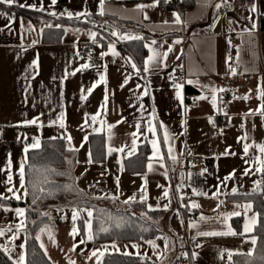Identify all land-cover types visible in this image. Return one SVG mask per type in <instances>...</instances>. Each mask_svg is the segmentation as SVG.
I'll list each match as a JSON object with an SVG mask.
<instances>
[{
	"label": "crops",
	"instance_id": "0c3cea01",
	"mask_svg": "<svg viewBox=\"0 0 264 264\" xmlns=\"http://www.w3.org/2000/svg\"><path fill=\"white\" fill-rule=\"evenodd\" d=\"M151 2L152 0H108V7L119 12L120 15L106 14L103 17L95 15L98 0H65L64 2L58 0L54 8L49 7L51 0H43L45 12L0 5V13L4 14L0 15V29H2L0 31V168L6 166L8 154L11 153L13 170L15 171L19 161L24 156V144L31 143L32 137H39L41 142L52 137H61L65 130L61 129L58 124H51V121L55 120L61 111H64L67 132L73 137V145L79 149L78 152H74L78 161L75 169L77 187L82 189L88 197L101 196L104 193L115 195L117 193L115 177L119 176L121 193L119 200L115 202L111 199L100 200L109 201L120 210H128L130 205H125L122 201L131 197L134 193L138 194L143 182L142 177L147 169L145 166V170L141 173H127L124 169L121 173L117 159H121L124 166V161L127 158H123V154L118 153L107 155V146L110 144L111 146L120 147L127 144L130 148L132 141L130 133L136 131L135 125L139 122L144 134H138L137 145L139 147L146 144L149 148V156L151 146L144 139V135H148L149 139L152 138L146 132V128L147 121L151 119L152 110L155 109L157 119L153 123L156 125L163 123L172 134L178 136L175 141L177 152L181 148H186L190 149L193 155L188 156L185 154L175 165L171 161H167L169 168L175 169L169 171L170 179H165L161 175L163 169L159 168L147 174L149 204L155 206L156 198L162 194L163 189L158 188V184L171 187L172 203L170 210L164 212L165 214L155 222L160 230V233L154 238L158 245L157 254L154 255L149 245L141 240L115 241L121 252L109 249V253L106 255L120 254L125 245L135 242L140 244L141 256L146 253L145 259L149 261L141 264H174V257L182 255L186 251L190 252L189 264H228L226 251L223 259H221V251L238 250L247 253L253 247L250 237L254 236V230L248 237H197L193 241L191 237L195 235V230H188L187 224L190 220L196 219L191 218L190 212L180 207V205L181 203L187 204L190 201H195L201 205V208L193 210L199 216L203 214L206 217H215L218 213L213 212L212 209L216 208L218 201L203 196H194L192 188L207 191L211 196L216 191L214 186L219 184L234 169L236 170L235 178L228 181L226 187L221 185L222 192H230L231 188L237 187L240 193H248L253 189V182L260 180L259 173L250 174L249 176L242 175L244 169L248 167L241 159L245 141L238 143L237 138L242 136L246 130L252 138L247 141L248 143L254 140L258 144H264V119L259 114L247 118L246 121L243 118V114L248 112L249 109H256L260 105L261 100L257 98L258 93L256 90L258 85L264 87V0H229L230 7L228 8L230 12H224L226 7H222L219 12L216 11L215 4L221 3L222 0H195L193 8L184 14L176 8L167 7L165 3L161 2L156 8L145 9L149 16L147 21L143 20L141 14L131 11L139 3L150 4ZM18 3L39 6L40 0H18ZM253 3L258 10L256 13L251 11ZM65 9L73 12L87 9L93 13L92 18L97 22V26L93 27L89 23L69 20L65 16L56 18L47 14L48 11L61 13ZM24 10L36 14H27ZM174 11L179 12L183 19L189 21L186 27L173 26L163 30L156 27L162 25L164 20L171 21ZM221 13L222 16L217 22L214 32H210L209 26ZM13 16L15 17L14 22L11 20ZM248 17L255 20L257 28L251 36L247 33L241 35L243 28H251ZM115 18L130 24L119 26ZM29 22L35 28V31H24ZM46 24H52L53 27H46ZM55 25H62L63 27L56 28ZM101 25L103 27H100ZM113 27L121 33L142 34L148 41L152 39L160 43L166 41L164 50L176 38H180L182 43L173 45V51L169 54L166 68L149 73L145 79L137 76L124 59L125 57H131L142 69L143 61L149 55L148 50L143 46L145 41H116L115 37L109 35ZM64 28L69 29V31L65 33ZM76 28H80L81 32H74L73 30ZM151 28H155V31H151ZM173 28L176 30H173ZM41 29H43L42 32ZM89 29L105 37L103 40H99V36L97 38L103 47L94 44L92 49V63L97 66L107 65L108 114L106 117H100V119H106L108 123H115L122 117L125 118L124 123L113 129V139L111 141L107 139L108 132L106 128L101 127L99 123L83 130L80 128V125L84 123L85 113L95 114L100 108L105 92L104 85H100L94 89L87 100L82 101L80 98L82 95L81 88L86 90L91 87L98 80L99 72H103L104 69L102 67L98 69L94 66L83 72H78L75 76L69 75L61 85V79L64 77L66 70L71 72L87 60V58L81 59L75 53L78 51L80 44L91 43L87 35ZM21 35L25 36L23 44L27 51H22L20 48ZM228 39H231L232 42L233 47L231 49L227 43ZM33 40H37L38 43L30 46ZM112 41L116 42V49L120 55L115 58L109 55L102 61L99 54L101 51H106L107 44ZM134 42L141 43L145 49L141 64L126 49L128 43ZM237 47L241 49V66L238 68V73L243 72L245 67L249 71L243 75L230 76L225 60L226 56L231 55L233 66H235ZM178 56L180 59H177ZM37 57L39 59L38 74L29 67ZM178 65H183L185 68L184 81L188 79L194 81L193 84L185 83L182 92L184 104L189 109L187 114L175 98V90L172 87L173 82L169 77V74ZM128 75H131L132 78L128 85L121 89L120 85L125 76ZM33 76H35L34 79ZM28 84H31V88L26 93L25 88ZM137 85L149 86V95L139 101H137L136 96L143 91V87L137 92ZM201 85L224 87L229 90L225 93H217L218 97H223L224 101L222 104L218 99L217 104L218 108L227 105L226 111L232 117L230 124L222 112L213 109L210 102L211 93L207 89L202 90ZM61 93H63V99H61ZM233 93L236 96L249 95L250 98L247 101L243 99L233 100ZM201 94L207 95L209 99L194 102L195 98ZM228 101H231V103H228ZM140 104L144 105L143 109H140ZM36 116H40L45 125L43 128H37L36 126L13 127V125L24 120H31ZM210 116L213 117L215 127L209 123L208 117ZM184 121H187V123L184 124ZM242 123H245V129L241 128ZM253 124H255V129H253ZM94 128H99L100 132H94ZM185 128L187 129L186 132ZM221 129H223V134L220 132ZM180 133L184 134L180 135ZM85 135H88V142L80 147ZM92 135H102L104 150L101 160L88 164L89 138ZM18 136L20 139H18ZM24 136L29 139L24 141ZM159 138L162 140L163 130H159ZM62 140L66 145V140ZM227 148H230L236 155H223ZM250 155H259L255 147L250 149ZM217 157L219 158L217 159ZM245 159H248V157H245ZM191 164H194L195 167H191ZM205 167H207L208 172L203 176L199 175ZM106 169L107 171H105ZM181 172L185 174L183 178L180 176ZM189 172L193 174L190 179L187 176ZM101 173L104 174L101 175ZM5 180L6 173L0 172V193H5L7 187L4 183ZM14 180L18 186V177L14 176ZM97 181H99L98 184H96ZM181 183L184 185L183 190L188 193L183 201L179 200L181 193L175 192L176 186ZM93 184H96V187H90ZM230 196L233 195L219 196V200L225 201L219 209L220 213L233 211V202L238 201L230 199ZM8 201H14L15 203L12 204ZM23 202L24 200L21 202L7 200L0 202V204L7 205L12 209L16 207L26 208L22 204ZM167 202V200L160 201L161 205ZM177 211L180 213L179 218L176 215ZM50 213L51 219L41 228L51 227L56 243L54 245L48 239L46 233L41 234V240L37 242L39 247L41 242L45 245L48 253L46 257L48 260L50 258L51 264H68V257L75 260L76 264H95V258L87 260L90 252L93 249L100 248L101 245L113 242L92 241L80 245L75 252H70L69 249L74 243L69 236L72 228L70 208H64L63 212L53 209L50 210ZM181 220H183V224H181ZM16 223H18V220L14 211L5 212L3 208H0V226L7 227ZM228 223L234 229L240 231L242 230L244 217L243 215L233 217ZM77 226L82 228L83 222L81 221L80 225V221H78ZM222 227L215 220L201 224L202 230H221ZM10 236L11 233L0 238V245H3ZM160 236L168 238L167 250H165L164 240L156 239ZM81 238H84L83 235L78 236L75 243H78ZM246 239L248 242H245ZM197 243L201 244L202 247L197 248L195 246ZM20 244H25V232L20 233L19 238L15 241L12 251L14 258L21 251L25 254V248L20 249ZM45 249H42V251L45 252ZM128 251L134 253L136 250L129 246ZM193 252L196 253L194 260L191 258ZM157 255H160V259L157 258ZM132 256L138 257L136 255Z\"/></svg>",
	"mask_w": 264,
	"mask_h": 264
},
{
	"label": "snow or ice",
	"instance_id": "6c2138e0",
	"mask_svg": "<svg viewBox=\"0 0 264 264\" xmlns=\"http://www.w3.org/2000/svg\"><path fill=\"white\" fill-rule=\"evenodd\" d=\"M161 2L167 4L170 3V0H152L150 4H144L139 3L135 6L134 9L131 11L137 14H141L143 16V20L147 21L149 20V16L145 9L149 8H156L158 7ZM58 3V0H51V3L49 7L54 8ZM0 5H6L8 7L16 6L21 9H28L31 11L36 12H45L46 9L43 5V0H40L39 6L36 4H28V3H18V0H0ZM222 7H230L229 0H222L221 3L215 4V9L217 12ZM251 11L253 13H256L257 7L253 3L251 5ZM48 15L59 18L60 16H65L69 20H77L81 21L82 23H89L93 27L97 26V22L92 18L93 13L88 11L87 9L82 11L73 12L68 9H65L61 13H57L56 11H48ZM106 14L111 15H120L119 12L113 11L108 7V0H98L97 4V11L95 15H98L100 17L105 16ZM0 15H4L0 13ZM83 18V20H81ZM125 18H131V17H125ZM217 20L219 17L216 18ZM11 20L14 22L15 17H11ZM248 20L251 24V28H243L241 35L247 33L249 36L252 35V33L256 30L257 24L255 20L252 17H248ZM187 19H183L182 15L179 12H173L172 13V20H164L162 22V25L156 26L160 27L162 30L165 28H172L173 26H180V27H186L188 24ZM231 23V21H229ZM216 24V20L213 21V24L210 25V28H214ZM46 27H53L52 24H46ZM10 27V25H9ZM56 28H62V25H55ZM100 27H103L101 25ZM23 28V23H22ZM151 31H155V28H151ZM173 30H176L173 28ZM2 31V29H0ZM25 32L35 31V28L31 25L29 22L26 29H24ZM41 32L43 29L40 30ZM65 33L69 31V29L64 28ZM76 33H80L81 29L76 28L73 30ZM87 35L89 38V41L92 44H95L98 47H103L99 43V40L105 39L104 36L100 35L96 31H92L91 29L87 30ZM109 35L116 38V41L125 42V41H145L144 48L148 50L149 55L144 59L143 61V67H139L131 57H125V62L129 64L133 70V72L137 76H141V78L147 77V75L151 72H155L157 70H162L163 68L167 67V60L169 57V54L173 51V45L182 43V40L180 38H176L173 40L172 44L168 45L167 49L164 50V43H160L155 39H152L150 41L146 40V38L142 34H134L129 32H123L121 33L116 28H112ZM99 36V40L97 39ZM25 39L24 35H21V44L20 48L22 51H27V48H25L23 44V40ZM36 43H38L37 40H33L32 44L30 46H34ZM229 48L231 49L232 42L231 39H228L227 41ZM75 47V45H74ZM240 47L236 48V57H235V66H233V57L231 55L226 56L225 63L227 65L228 74L230 76H236L238 74L243 75L249 71L248 68H244L243 72L238 73V68L241 66V59H240ZM183 54V53H181ZM76 56L80 57L81 59H84L83 56H81L79 51H76ZM100 59L103 61L105 57L111 55L112 57H118L120 53L116 49V42L112 41L107 44V50L100 52ZM92 57L93 53L91 50L87 53V60L81 64L79 67L75 68L73 71L68 72L65 71L64 77L61 79V85H63V80L67 79L69 75L75 76L78 72H83L84 70H87L91 67H97L103 68V72H99V78L97 81H95L91 87L87 88L86 90L81 88V100H87L88 96L91 95V93L94 91L95 88H97L100 85H104L105 92H104V98L100 105V108L97 110L95 114H88L85 113V119L84 123L80 125V128L83 130L86 127H90L91 125H94L96 123H99L101 127L106 128L108 132V141H111L113 139V129L116 128L119 124H122L125 122V118H121L120 120H117L115 123H108L106 119H100V117L104 116L106 117L108 114V103H109V92H108V80H107V65H94L92 63ZM177 59H180L178 56ZM31 69L36 71L38 74L39 70V59L38 57L34 59L29 66ZM177 67L183 68V65H178ZM176 69H173L172 73L169 74L170 79L173 81L172 87L175 90V98L177 101H179L180 105L183 107L185 114L189 111L188 107L184 104V96L182 95L183 89L185 87V83L187 84H193L194 81L191 79H188L186 81L181 82L176 76H175ZM143 74V75H141ZM33 79L35 76L32 77ZM131 75L125 76L123 82L120 85V88L123 89L126 85H128L129 81L131 80ZM143 87V91L139 92V89ZM31 88V84H28V86L25 88V92L27 93L28 90ZM202 90L207 89L208 92L211 93L210 102L212 104L213 109L218 110L219 112H222L228 119L229 124L231 123L232 117L228 115L226 111L227 105L225 104L224 107H219L217 101L218 99L223 104V97H218L217 93H225L229 91L228 89L224 87H215V86H206L201 85ZM137 92H139V95L136 96L137 101L142 100L143 97L149 95V86H141L137 85ZM257 98L261 100L260 105L256 109H249L248 112L243 114V118L246 121L247 118L251 116H255L259 114L262 119H264V87H261L258 85L257 87ZM86 93V94H85ZM114 94V93H113ZM250 98L249 95L244 96H236L235 93H233V100L235 99H243L247 101ZM61 99H63V93H61ZM209 97L207 95L201 94L200 96L196 97L195 101H202V100H208ZM228 103H231V101H228ZM134 106V105H131ZM144 105L140 104V109H143ZM139 110V109H138ZM156 113L155 109L152 110L151 113V119L147 121V128L146 132L151 135V139H149L148 135H144V139L148 141V143L151 146V154L147 157V164L146 169L147 172L142 177V184L140 189L138 190V194L134 193L131 197L128 199H125L122 201L125 205H131L133 203H139L145 206V210L141 211L140 216L141 218H144L145 220H151L152 218L148 216V213L153 211H164L167 212L170 210L171 203H172V196L170 195L171 187H165L163 185H157L158 188H162V194L156 198L157 202L156 205L153 206L152 204L148 203L149 200V194H148V188H147V174L152 173L156 171L157 168L163 169V172H161V175L165 177V179H170L169 177V171H174L175 169H170L168 166L167 161H171L173 165H175L181 157H184L185 154L188 156H192L193 153L190 149L181 148L179 152H177L175 141L178 139V136L172 134L163 123H159L158 125L154 124L153 121L156 120ZM209 123L212 124L215 127L213 117H208ZM187 121H184V124H186ZM51 124H58V126L61 129H64V133L61 137H52L51 139H64L66 140V151L68 152H78L79 149L76 148L73 145V137L67 132V125L65 122V112L61 111L55 120L51 121ZM26 126H36L37 128H43L45 125L41 121L40 116H36L31 120H24L19 124L13 125V127H26ZM183 126V125H182ZM136 131L130 133L132 137L131 141V147L128 148L127 144L121 145L120 147L111 146L110 144L107 146V155H112L113 153L123 154V158H129L133 155L137 154V139H139V135H143L142 126L139 122L135 125ZM241 128L245 129V123L241 124ZM253 129H255V124H253ZM159 130H163V138L162 140L159 138ZM94 132L99 133V128H94ZM187 129L185 128V132ZM221 134H223V129L220 130ZM184 133H180V135H183ZM18 139L20 137L18 136ZM29 138L27 136L23 137L24 141H27ZM251 136L249 133L245 130L244 134L237 138V142L240 143L241 141H245L243 143V156H241V159L244 160L245 164L248 165L243 171V176H249L255 175L257 173L261 174V180H257L253 182V189L250 193H240L239 189L237 187L231 188L230 192H222L221 185L227 186L228 181L235 178L236 170L234 169L231 173H229L227 176L223 178V180L220 181L219 184L215 185L216 191L209 196L207 191L204 190H198L196 188H192V194L194 196H203L208 199H216L217 206L216 208H213L212 211L218 213L215 217H206L203 214H201L196 220H190L187 224L188 230H195V235L191 237L193 241L196 240L197 237H214V236H243L248 237L250 233L253 232V230L260 224V218L264 216V212H261L259 210H256L254 207V203L252 201H248L246 203H238L233 202V211L231 212H223L220 213L219 209L220 207L225 203L224 200H219V196L225 195H244L249 196L253 193H256L257 190L264 191V189L261 188V185H264V144H258L254 140H252L251 143H248L247 141L251 140ZM88 142V135H85L83 137V143H81L80 147L84 146V143ZM252 147H255L257 149V152L259 155H250V149ZM41 149V139L39 137H32L31 143H25L23 148L24 156L19 161L18 167L14 169L13 160L11 158V153L8 154L7 164L5 167L0 168V172L6 173V180L4 183L7 185L5 189V193H0V202L7 201V200H15L17 202H21L28 198L29 196L32 197V204L35 205L38 200L52 196L54 195V190L51 187H46L45 185H51L53 182L48 179L47 176L44 177V180L38 181L33 179L34 173H40L42 170V166L38 164H34L30 162V157L28 153L33 151H39ZM127 149V150H126ZM223 155L228 156H235L236 153L232 152L230 148L225 149V152ZM245 157H248V159H245ZM219 157H217L218 159ZM69 164L72 163V161H68ZM78 163V161H77ZM88 164H93L95 161L92 158L91 152L88 154ZM117 164L120 166L119 171L123 173L124 166L122 164L121 159H117ZM191 167H195L194 164L190 165ZM254 169V170H253ZM45 172H54V170L51 169H44ZM87 171V170H86ZM107 171V169L105 170ZM208 172L207 167L203 168L199 175L203 176ZM56 175H64V173H55ZM104 173H101L103 175ZM83 175V174H82ZM184 173L181 172L180 176L183 178ZM193 174L189 172L187 174L188 178L190 179ZM14 176L18 177V186L17 182L14 180ZM79 179V178H77ZM116 182V188L117 193L115 195L104 193L101 196H91L89 199H111L113 202L116 200H119L120 196V177H115ZM99 181L96 182L98 184ZM96 184L90 185V187H96ZM183 183L180 185H177L175 188L176 193H182L183 191ZM242 187V186H241ZM56 190H62L65 192H72V191H79L83 193L82 189H76L74 184H66L63 186H56ZM39 193V194H37ZM185 199V195L181 194L179 195V200L183 201ZM161 200H167L168 202L161 205ZM70 206V212H71V220H72V228L69 232V236L72 238L74 243L72 244V247L69 249L70 252H75L76 249L82 245L89 242L94 241L96 238H98L100 233L109 234L113 228L115 229H122L125 227V225L128 223V221L124 217H117L114 216L111 213H106L103 210H99L95 207V205H87L85 201H82L80 204H76L72 201H69ZM180 207L185 208L188 210V212H192L193 210H197L201 208V205L195 201H190L187 204L181 203ZM264 207V206H262ZM0 208H3V211L9 212L14 211L15 217L18 220V223L14 225H8L7 227L0 226V238L7 236L9 233H11V236L8 238V240L3 244L0 245V252H3V254L8 258V260L11 261V264H26V257L23 251H21L15 258L12 256L13 246H15V241L19 238L20 233L27 231V222H28V211L29 210H35L38 212V215L42 217H48L51 219V213L50 212H39L36 209H26L24 207H16L14 209L8 207L7 205L0 204ZM57 211L63 212L64 208H59ZM251 213V215H249ZM133 217L135 216V213L132 214ZM177 217H180V213L176 212ZM244 217V223L242 225V230L237 231L234 229L231 224L228 223L233 217ZM215 220L217 223L221 224L223 227L221 230H202L201 224L207 223L209 221ZM82 221L83 226L82 228L77 226V222ZM96 221L99 223V228L94 230L93 222ZM156 222V221H153ZM108 223L109 226H105V224ZM181 224H183V220H181ZM141 231H148L147 228H141ZM47 234L48 239L55 245V235L51 227L45 226L43 228H40L39 233L36 235L35 239L37 241L41 240V234ZM83 235L84 238H81L78 243H75L78 236ZM140 239L149 245V247L153 250V254L156 255V249L158 247L156 240L154 239H148L144 240V238L141 236ZM156 239H162L164 240V246L165 250L168 249V238L166 236H160ZM245 242H248L246 239ZM250 242L252 244V248L249 249L247 253L239 252L238 250H222L221 251V259L224 258L225 251L227 253L228 257V264H236L235 261H233V256L235 255H245L247 257H254L255 248L257 245V237L251 236ZM129 246L132 249H135L136 251L130 252L128 251ZM197 248L202 247L201 244L197 243L195 245ZM40 247L42 249H45V245L41 242ZM20 249L25 248V244L19 245ZM109 249H113L116 252H121V249L118 247L117 243L113 241L111 244H105L101 245L100 248L93 249L90 254L87 256V260H92L95 258V264H104V257L107 253H109ZM140 244L139 243H131L130 245H125L124 250L122 251V255L124 256H132L136 255L140 257V259L143 261L146 253L144 256H141L140 254ZM45 256L48 255L47 250L45 249L44 252ZM187 258L186 253H182ZM157 258L160 259V255H157ZM191 258L194 260L196 258V253L193 252L191 254ZM261 264H264V255H261L259 257ZM50 260V258H49ZM68 264H76V261L73 260L71 257H68ZM245 264H251L250 261H246Z\"/></svg>",
	"mask_w": 264,
	"mask_h": 264
},
{
	"label": "trees",
	"instance_id": "16d2710c",
	"mask_svg": "<svg viewBox=\"0 0 264 264\" xmlns=\"http://www.w3.org/2000/svg\"><path fill=\"white\" fill-rule=\"evenodd\" d=\"M64 2L65 0H59ZM195 0H177L176 3H167L169 8H176L180 13L184 14L188 10L192 9ZM25 11V10H24ZM27 14H36L31 11H25ZM116 23L119 26H125L126 21H120L116 19ZM127 51L133 56V58L141 64V61L145 55V49L139 42L128 43L126 45ZM89 147L94 161L102 159L104 142L102 135H92L89 138ZM149 154V148L146 144H142L137 149V154L124 161V169L127 173H141L145 170L147 157ZM30 162L42 166L40 173H34L33 179L43 181L47 176L53 183L51 185H45L51 187L54 190V195L44 197L37 201L35 205L32 204V197L29 196L22 203L26 206V209H36L39 212H50L53 209L70 208L69 201L76 204H80L85 201L87 205H95L99 210H103L106 213H111L117 217H124L128 223L122 229L113 228L109 234L100 233L95 242H112V241H141L142 236L144 240L154 239L160 233V230L156 226V220H159L165 213L164 211H153L148 213L151 220H145L141 218V211L145 210V206L139 203H133L128 210H120L112 203L106 200L89 199V197L79 191L65 192L62 190H56V186H63L66 184H74L76 189H79L75 181V169L77 165L76 155L74 152L66 151V145L62 139H45L41 142V149L39 151H33L28 153ZM68 161H72L71 164ZM44 169H51L54 172H45ZM55 173H64V175H56ZM261 180V174H260ZM264 189V185H261ZM250 193V192H248ZM39 194V193H37ZM232 200L238 202L252 201L256 210L264 212V191L257 190L249 196L233 195L229 197ZM14 204V201H8ZM133 213L135 216L133 217ZM27 222V231L25 232V257L26 264H51L48 258L45 256L42 249L39 247L37 240L35 239L37 231L44 226L48 221V217H42L38 215L35 210H29ZM81 225V221H80ZM94 230L99 228V223L93 222ZM105 226H109L108 223ZM141 228H147L148 231H141ZM254 236L257 237V245L255 248L254 257H247L245 255H235L233 260L236 264H245L246 261H250L251 264H261L259 257L264 255V216L260 218V224L254 229ZM148 263V259L142 261L140 257L124 256L121 254H108L104 257V264H141ZM151 263V262H150ZM0 264H11V262L0 252Z\"/></svg>",
	"mask_w": 264,
	"mask_h": 264
},
{
	"label": "built area",
	"instance_id": "2783aa9c",
	"mask_svg": "<svg viewBox=\"0 0 264 264\" xmlns=\"http://www.w3.org/2000/svg\"><path fill=\"white\" fill-rule=\"evenodd\" d=\"M176 2H177V0H170V3H172V4H174ZM224 12H230V9L228 7H226ZM221 16H222V13L217 16V17H219V19L218 20L216 19L215 27L217 25V22L220 20ZM215 27L210 28V32H214ZM93 47H94V44H92V43H83V44L79 45L78 51L80 52L81 56H83L84 58H87L88 51L89 50L92 51ZM174 69H176L175 76L179 80H181V82H183L184 77H185V68L184 67L183 68L175 67ZM195 161H197V159H195ZM181 194L188 196V193L186 190H183ZM190 217L193 219H197L199 217V215L195 211H192L190 213ZM185 253L187 254V258L184 255H177L174 257L173 263L174 264H189L190 263V252L186 251Z\"/></svg>",
	"mask_w": 264,
	"mask_h": 264
},
{
	"label": "rangeland",
	"instance_id": "374dc122",
	"mask_svg": "<svg viewBox=\"0 0 264 264\" xmlns=\"http://www.w3.org/2000/svg\"><path fill=\"white\" fill-rule=\"evenodd\" d=\"M121 254V253H120Z\"/></svg>",
	"mask_w": 264,
	"mask_h": 264
}]
</instances>
